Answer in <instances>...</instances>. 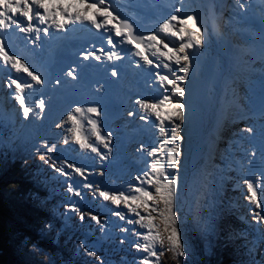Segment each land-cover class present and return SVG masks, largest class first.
Here are the masks:
<instances>
[{
	"label": "snow or ice",
	"instance_id": "obj_1",
	"mask_svg": "<svg viewBox=\"0 0 264 264\" xmlns=\"http://www.w3.org/2000/svg\"><path fill=\"white\" fill-rule=\"evenodd\" d=\"M240 7L243 8L244 4L240 3ZM90 12L91 15H89ZM182 13L184 10L177 7L175 14L164 19L156 32L145 36L137 35L132 23L115 14V9L109 0H0V32L8 31L15 26L20 32L35 34V40H39L40 33L43 32L47 35L50 28L67 31L72 24L89 23L97 30L103 29L113 32L115 36L122 37L124 41L128 44H134L138 49L140 45H146L152 50V55L160 60V63L155 64V67L162 66L171 73L172 79H169L168 75L157 73L161 86L165 89V94L161 98L152 102L144 100L137 102L146 113L155 115L158 121V135L164 138L158 145L145 149L152 160L143 174L135 177V180L139 182L138 185L130 186V191L127 194L125 192L110 193L97 189L104 200L111 201L117 206L123 204L134 214L136 219H127L120 212L116 213L117 216L122 220L127 219L128 224H136L145 229L144 232L136 233L139 242L134 245L138 251L145 254L140 264H161V258L165 253H171L176 264H180V258H187L189 255L178 227L179 215L176 209V200L179 177L170 169L178 170L180 168V141L183 139L181 128L186 118V107L183 102L186 91L179 82L188 79L192 68L189 50L203 46L204 34L201 32L202 25L197 26L198 17L195 13ZM189 24L194 30L186 33L185 28ZM37 25H46V27L40 28ZM158 33L163 34L167 38V42ZM108 43L113 48L116 47L112 36L108 37ZM169 44L172 47H169ZM101 51L103 50L101 49ZM135 54L142 56L147 64L153 65L154 61L141 51H137ZM90 55H94V53L86 55L85 59H88ZM114 57L117 60L120 59V56L114 52L107 54L109 60ZM95 59L100 60V56H95ZM0 62L4 66H10L17 73H26L35 84L43 85L45 83L41 76L30 70L29 66L20 58L10 54L5 47V40L2 35H0ZM173 65L177 66L176 70L173 69ZM177 71L182 74L177 75ZM68 75L73 79L77 78L74 70L69 71ZM112 75L116 76L117 73L113 71ZM13 86L16 93L15 98L22 109L23 117L27 119L34 112V108L27 104L26 89L33 88V83H22L18 79H12L9 87ZM166 104L173 105L174 111L169 112L167 117H164L159 109ZM36 107L43 111L46 107L45 101L43 99L38 100ZM86 111L87 113H94L96 117L102 115L98 107H89ZM84 112L85 109L76 107L68 115V120L72 121L74 126L73 132L79 131L80 122L76 114H83ZM144 118L142 117V119ZM88 123L91 125L96 139L104 144L105 148H108L106 141L111 139V133L109 132L107 136L101 135L99 123L95 119H89ZM246 131L251 133L253 129L248 128ZM64 143H68L67 139ZM76 143L81 149L99 152L93 143H89L87 137L82 139L80 135H76ZM45 147H48L47 143H45ZM54 150L55 145L48 147L49 152ZM251 155L255 156V152ZM40 159L45 163H50V158L46 159L44 155H41ZM51 167L64 176H70L63 167L58 168L54 162L51 163ZM67 167L74 169L80 176H84V171L74 164H67ZM100 174L103 175L102 172ZM243 184L246 186L247 200L255 205L256 209H261V202L257 198V187L253 180L244 179ZM85 187L92 188L93 185L87 184ZM68 190L74 191L71 185H69ZM75 194L80 195L78 191ZM261 194L264 195V190ZM72 210L80 213L81 219L84 218V214L80 212L79 208ZM91 218L100 223L97 217L92 216ZM254 219L257 223L264 224V215L261 212H255ZM124 231H128V229H124ZM80 247L84 249L87 255L93 256L97 260L100 259L94 251H89L84 244H81ZM249 254H252L251 249H249ZM257 264H264V261L257 262Z\"/></svg>",
	"mask_w": 264,
	"mask_h": 264
},
{
	"label": "trees",
	"instance_id": "obj_2",
	"mask_svg": "<svg viewBox=\"0 0 264 264\" xmlns=\"http://www.w3.org/2000/svg\"><path fill=\"white\" fill-rule=\"evenodd\" d=\"M2 119L0 115V121ZM14 143L15 138L0 144V264H140L141 259L118 249L116 244L111 248L105 241L106 235L98 228L92 226V237L88 239L86 231L95 215L87 205L83 189L78 191L71 185L74 191L68 190L69 177L51 167V163L56 162L47 151L33 148L23 153L22 148H14ZM41 155L50 158V163L42 161ZM231 185L230 182L225 184V202L221 208L218 205V227L220 220L223 224L233 220L225 217V211L229 213L232 208L235 191ZM77 191L79 196L75 194ZM179 203L176 202L178 227L189 252L187 258H180V264L252 263L248 260L249 254H243L246 250L242 252L237 245L236 252L232 248L234 245L219 242L220 232L218 240L211 241L212 251L206 252L201 231L190 221L184 223L181 219V215L188 212ZM73 208H79L84 218L81 219L80 213ZM81 244L100 259L87 255ZM161 264L176 262L171 253H165Z\"/></svg>",
	"mask_w": 264,
	"mask_h": 264
},
{
	"label": "rangeland",
	"instance_id": "obj_3",
	"mask_svg": "<svg viewBox=\"0 0 264 264\" xmlns=\"http://www.w3.org/2000/svg\"><path fill=\"white\" fill-rule=\"evenodd\" d=\"M181 74L182 73H180L179 75ZM12 79H16V76H13ZM248 79H249V82H251L252 78L249 77ZM92 80L93 81L95 80L94 77H92ZM183 82H184L183 86H186L187 85L186 80ZM204 83H205V90L210 89L213 92L214 89L217 88V86L211 85L208 79H205ZM207 87H209V89H207ZM13 90L15 91V89ZM215 95L216 93L214 92L213 97H215ZM235 95H237L236 91H235ZM187 96H188V93L186 92V98L183 101L184 103L187 100ZM222 97L224 98V96H221V95L218 96V101ZM213 99L215 98H212V100ZM239 100L243 102L241 96ZM16 101L17 100L15 96H12V99H11L12 111H13V106H15L18 113L14 118H10L12 119V122L10 124H14L15 120H20L21 122L25 121V118L23 117V114H22V109L19 106V102L17 101V104H16L15 103ZM50 102L51 101L49 100L48 104H50ZM48 104L46 105L43 111L37 108L36 105L32 107L34 108V112L31 113L28 118L29 124H47V125H41V129H40L41 132L39 133L37 131L39 134L37 137H35L34 141L31 143V146H34L38 144V142L41 141V143L44 145L45 143H47L49 147H51L52 145H55V148H56L60 144L59 141H62L63 139L64 140L67 139L68 142L70 141V139H73L76 141V136H73L72 134L64 136L59 131L60 125H63L64 123L73 124L72 121L68 120V115L72 113L76 107H72V110L66 111V108L64 107V102L59 100L55 102V105H56L55 111L48 114L47 112L49 108ZM90 104H91V101H90ZM219 104L220 103L217 104L215 100H213V103L211 102L209 104V108L211 112L208 111V113L206 112L204 114L206 118L198 116L195 112L191 110L190 111L192 113L186 112V118L181 128V136L183 137V139L180 141V144H181L180 168L178 170L170 169L171 172H173L179 177V189H178V195H177V198L181 199L179 205L184 204V206L186 207V211H188V216L186 214H182L181 219L183 220L184 223H187L189 220H191V218L193 221H196V225L199 227V230L202 232L203 240L207 244L206 252L208 253L212 251V245H213V243L210 245L211 243L210 238L211 237L213 238V235L215 234V227L213 224L215 222H213L214 217L212 215L214 213H212L211 210L214 207V205L215 207L216 205L217 206L220 205L219 203L217 204V202L220 200V197L218 195H215L216 193H214L213 191L209 195H204V194L205 193L207 194V191L205 192V189L210 184L213 185V179L218 182L219 180L218 176L222 175L221 173H217V175H213V171L219 170L217 166L218 158L220 155L224 153V144L222 145V143L226 141L227 148H228V146L231 145L229 144L231 142H228L227 139H230L236 136V131L241 130L243 127H245V129L252 128L253 131H258V130L264 131V118L259 120V119L254 118V115L250 116V114L248 115V117L250 116L251 118H249L247 121L241 122L240 120L237 119V116H234L235 114L234 112H230L228 115L227 113H225V116L227 117V121L231 123H235V124H229V126L228 125L225 126L224 124L223 125L215 124V122L218 119L216 115L219 112L218 111ZM185 106H187L186 103H185ZM79 107H82L83 109H85L83 103H80ZM248 112L249 111H247V113ZM193 114L196 117H199L200 120L196 119ZM52 116H54V118H52ZM58 116L62 119L65 118L66 121L61 122ZM76 116L81 124H87L89 119H93L91 116V113H87L86 109L83 114L77 113ZM117 116H119V113H117ZM95 120H97L99 124H103L101 123L102 122L101 120H98L97 118H95ZM192 120L195 121L196 123L197 121H199V123L195 124ZM191 121L193 122V124H190ZM116 124H124V122L123 121L116 122L115 120H113L108 126L111 127V130H115ZM130 124H133V123L130 122ZM209 130H211V132H209ZM127 137L129 138L128 135ZM206 137H208L209 140L205 139ZM26 138L27 137H25L24 140H27ZM208 141L211 145L214 144L215 146H218V148L220 149V153L217 158H214L215 154H213V158H212L211 150L215 146L210 147L211 145L207 144ZM219 145H221V147L223 146V148H220ZM258 146L260 147V145ZM76 148L77 146H73V150H76ZM227 148L225 149L227 150ZM80 155H81L83 164H89V165L91 164V161L93 158L91 157L90 150L81 149ZM223 159L224 158H222V164L224 165L225 160L227 158H225L224 160ZM246 159H247V163L249 164L248 166L250 167V171L247 172L246 177L248 178V175H249V178L253 179V182L257 187V198H259L261 195V191L264 190V178L262 177L264 175V168H260L259 170L255 171L252 168L253 163H254L253 158L246 157ZM133 164L135 163L132 162V165ZM101 172L104 174L103 178H106L110 180L111 182H113V178L108 173H106L104 170H102ZM109 172H113L117 175L118 177L117 183L118 181L122 180L124 182V185L126 187L128 186L127 185L128 178L126 177L127 175L126 173H123V171H121L120 169L110 170ZM103 178H100L99 182L102 185H105V181ZM89 183H93V182H89ZM109 189L111 191L110 193H119V192H125L126 194L128 193L127 191L121 188L115 187V186H111ZM202 191H203V194H202ZM245 192L247 193V190H245ZM200 195H202V200L198 198V202H196L195 201L196 198ZM203 197L205 198V200L203 199ZM108 203L111 206L110 214L114 216L116 220V222H114V224L112 225L113 229L119 234H122L121 237L123 238L127 237L125 234L128 233V231H124V229H127L126 226H128V224H126L127 219L129 218L128 211H127L128 208H126L123 204H121L120 206H117L113 204L111 201H108ZM250 205L255 208V205H253L251 202L248 203L249 208H250ZM261 206H262L261 209H255L256 210L255 212L259 211L261 212L262 215H264V206L263 205ZM117 212L122 213L124 216L127 217V219L122 220L119 216L116 215ZM249 214L250 215H246V218L249 220L250 224L246 225L245 228L243 226H241L240 228L243 230V232L245 230L246 234L239 233V232H236V233L238 234L239 239L252 240L253 238L255 241V244H258L259 248L263 247V250H262V254H263L264 253V230L262 234L255 235V233H251L252 229L254 230L257 229L256 227H253L252 225H256V226L258 225L256 224V220L254 219V212H251L250 210ZM195 217H197V219H195ZM131 219H133V217H131ZM260 225L264 229V224H260ZM194 228L197 230L195 225H194ZM233 228L234 227H232L231 230ZM249 228L251 229L250 233L248 231ZM135 229H136V226L132 228V230L134 231ZM259 254L257 253V257L253 255V257L256 258V260H259L261 259ZM138 255L141 257H144L145 254L140 253ZM262 260L264 261V259Z\"/></svg>",
	"mask_w": 264,
	"mask_h": 264
},
{
	"label": "bare ground",
	"instance_id": "obj_4",
	"mask_svg": "<svg viewBox=\"0 0 264 264\" xmlns=\"http://www.w3.org/2000/svg\"><path fill=\"white\" fill-rule=\"evenodd\" d=\"M198 17V25L201 26V32L204 34L203 36V44L207 48H213L212 54H211V64L215 65H220L217 67V70L213 68V66L207 68V75L209 77V82L211 85L217 86L216 88V95L213 97L212 91L207 87L209 90H205V85H203L204 81L198 82L191 84L189 81V86L186 85L184 86L185 91L188 93L187 100H186V105L189 110L195 112L198 116L205 117L204 114L208 111H210L209 104L213 100L216 101V103L219 104V112L216 115L218 117L217 121L215 124H220L223 125L222 122L226 120L225 113L229 111L230 108H233V102L232 100L230 101V92L231 89L233 88L232 84H238L239 86H244L246 89H251L252 90V97L250 102L253 103V107H249V109L253 110L258 116H262L264 113V81L261 80V75L260 74V79L254 78L249 82V77H250V71L247 69H250L252 67V63L249 61L245 63H241V60L238 59H225L223 55H220V51L216 49L215 47H212L209 39H208V34H207V18L203 15H199ZM143 51H145L144 47H141ZM132 54V53H131ZM75 54H69L66 59L60 60L59 63L66 64L69 66V69H72L75 65L73 57H75ZM246 61V60H245ZM223 65V66H222ZM193 68V66H192ZM191 68V69H192ZM54 75V78L52 81H50V84L48 87H46L44 92H40L41 96L40 99H47V98H53L55 99L57 97V94H62L64 92L65 95L70 94L71 92H76V94H81L79 91V86L82 83H86L89 77V72L85 73V79L83 78L79 81L78 84L74 83V80L72 78V85L62 87L61 89L58 87L56 88V82L54 80H61L62 75H59L56 70L52 72ZM68 74V73H67ZM66 74V75H67ZM193 75V71L190 72L188 79ZM71 79V78H70ZM187 79V80H188ZM118 81L111 82V81H104V84H106L108 87L107 88H100L98 87L95 92L90 96L89 100L91 101V106H95L100 108L101 112H105L107 109L113 108L119 113V116L122 115V106L125 105V102H119L120 94L121 92H124L123 90V85H116ZM60 86V85H59ZM195 86V87H194ZM207 86V85H206ZM198 87L199 94H196V88ZM213 89V88H212ZM224 96V98H220L218 101V96ZM238 95V94H237ZM232 97L235 96V92L231 94ZM212 98H215L212 100ZM29 101L31 102V105H35L36 102L38 101L35 97L34 94H31V96H28ZM39 99V100H40ZM217 99V100H216ZM222 99V100H221ZM225 100V101H224ZM242 101L244 102V99L242 98ZM119 103V104H118ZM209 103V104H208ZM232 104V105H230ZM206 105V106H205ZM230 105V106H229ZM170 112L167 108L165 109ZM211 112V111H210ZM210 115V114H209ZM206 118V117H205ZM212 120V118H211ZM190 124H193L191 121ZM231 123H225L224 125H228ZM120 127V126H119ZM129 138L127 137V134H122L120 140L122 143V146L120 148V153L124 154L125 153V148L127 145V140ZM261 148H264L263 145H260ZM128 150V148H126ZM129 151V150H128ZM128 154H131V152H128ZM137 164H133V167L135 168Z\"/></svg>",
	"mask_w": 264,
	"mask_h": 264
},
{
	"label": "water",
	"instance_id": "obj_5",
	"mask_svg": "<svg viewBox=\"0 0 264 264\" xmlns=\"http://www.w3.org/2000/svg\"><path fill=\"white\" fill-rule=\"evenodd\" d=\"M110 114H113V112H111Z\"/></svg>",
	"mask_w": 264,
	"mask_h": 264
}]
</instances>
